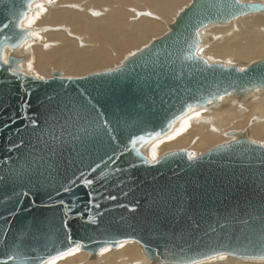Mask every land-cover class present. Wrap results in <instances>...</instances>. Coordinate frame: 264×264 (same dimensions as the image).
Masks as SVG:
<instances>
[{"label":"water","instance_id":"obj_1","mask_svg":"<svg viewBox=\"0 0 264 264\" xmlns=\"http://www.w3.org/2000/svg\"><path fill=\"white\" fill-rule=\"evenodd\" d=\"M41 1L0 0V25L9 24L0 33L8 37L4 55L19 62L0 67V264H16L14 255L43 264L77 246L95 261L101 249L126 242L140 245L150 264L222 255L264 261V146L248 138L254 120L195 159L187 150L164 153L158 163L147 155L189 113L264 92V60L241 68L199 55L204 30L264 14V1L191 0L167 33L120 67L37 78L24 73L21 53L34 30L16 25ZM85 102L103 114L110 134L98 133ZM141 135L135 151L126 147ZM113 152L124 153L115 164ZM93 177L91 187L80 183ZM89 192L98 193L93 203Z\"/></svg>","mask_w":264,"mask_h":264},{"label":"bare ground","instance_id":"obj_2","mask_svg":"<svg viewBox=\"0 0 264 264\" xmlns=\"http://www.w3.org/2000/svg\"><path fill=\"white\" fill-rule=\"evenodd\" d=\"M182 1L42 0L35 4L34 13L28 15L39 16L31 28L38 33L39 40L35 38L27 48L22 49L21 53L30 51V55L27 53L29 55L27 65L31 64L33 70L40 74L51 71L53 66L55 69L66 68L67 72L63 75H77L83 71L106 67L115 63V60L120 61V57L126 56L124 53L131 48L140 43L145 44L144 42L147 43L152 36L163 32L161 25L167 24L166 19L170 18ZM187 3L189 5L191 2ZM38 4L43 5L45 11L36 7ZM82 4L108 7V11L102 14L94 8L88 9L86 13L92 17L90 18L81 9ZM139 10L147 13L141 14ZM149 15H153L154 18H150ZM134 16L136 19H132ZM55 26L60 28L43 30L45 27ZM209 29H214V32L209 33ZM205 31L209 34L206 37L208 42L200 48L199 55L209 57L210 61L212 58L219 63L249 62L258 58L264 60V14L242 17L231 24L212 26ZM43 45L46 46L42 48ZM206 118L209 121L202 120ZM183 119L173 127L169 133L173 132L171 135L164 136L161 141H154L148 147L147 155L150 159L153 148L156 149L157 156L164 151L185 149L195 157L225 142L226 134L230 131H243L250 125L251 120H254V123L251 125L248 138L264 146V92L248 97L241 104L225 100L214 111H193ZM142 250L134 242H126L119 244L116 249L109 247L101 249L95 261L89 260L88 253L79 250L72 255H61L62 258L56 260V264H150ZM199 264H264V261L239 260L222 255Z\"/></svg>","mask_w":264,"mask_h":264},{"label":"snow or ice","instance_id":"obj_3","mask_svg":"<svg viewBox=\"0 0 264 264\" xmlns=\"http://www.w3.org/2000/svg\"><path fill=\"white\" fill-rule=\"evenodd\" d=\"M238 2V0H237ZM36 7H38L41 11H45V9L43 8V5H36ZM252 7H255L254 5ZM28 8L29 10H31L32 8V4L29 3L28 5ZM39 16L38 14L36 16H33V17H29L26 13L23 14V17L22 19H20L18 22H17V27L20 28L21 30H26L25 26H27V29H30L32 28L33 24L35 23V20L38 19ZM9 27V24L8 23H4L3 25H0V33H3L4 29H7ZM29 35H32V36H37L38 37V33H35V32H30ZM0 67L4 66V65H8L9 63H12L13 65H16V64H19L18 61H9L8 57L6 55H4V51H3V47L5 46H8V37L7 36H3L2 38H0ZM12 47H16L17 45H11ZM133 55L135 56L136 53H133ZM148 53L147 52H144L143 53V56H147ZM143 58V57H141ZM133 63H135V61H133ZM240 71H246L245 69H240ZM121 75L123 76L124 74L121 73ZM147 79V77H146ZM88 103L89 102H85L84 105H83V111H84V114L88 117L91 118V122L97 126V131L98 133H104V134H110L111 132V129L109 127V122L107 120H101L100 117H102V113H96L95 112V105H93L91 108L88 107ZM25 107H27V105H24ZM188 110L191 111V105L188 106ZM53 118L55 119V113H53ZM31 124L33 126V128L36 127L37 125V121L36 120H32L31 121ZM170 126V125H169ZM187 122L185 123V127H187ZM184 129H181V131H183ZM179 134V133H177ZM170 139L172 137H169ZM113 139H115V137H113ZM145 140V137L144 136H132L129 138V141H128V145H126L127 148H129L130 150L132 151H135V145L138 143V142H143ZM124 153L123 152H120L119 154H117L116 152H113L111 155L108 156V159L110 161H112L113 164L116 163V161L119 159V156L120 155H123ZM190 159H195L194 156H190L189 157ZM152 160L153 162L155 163H158V159H157V152H156V149L153 148L152 150ZM131 167H135V165H131ZM97 168H100V165L97 164L95 167L91 168V172H96ZM115 171L116 172H119L121 171V169L119 167L115 168ZM81 176H84V173H81ZM79 179V178H77ZM95 177L89 179V178H84L83 180L80 181V183H82L86 188L88 187H91L95 181ZM76 184V180H73L71 181V184L69 186H66V187H63L62 191L65 192V193H68V192H71L72 191V187L71 185H74ZM60 193L57 192V195H59ZM23 195H27V193H23ZM89 195V201L90 203H93L94 202V197L96 195H98V193H94V192H89L88 193ZM108 199H111V200H115L116 199V196H109L107 197ZM57 203L59 204H64V201H58ZM95 206L96 207H99V203L98 202H95ZM64 226L67 227V220L65 219L64 221ZM70 231V230H69ZM79 251V247H70L69 250L65 253H63V255H72L74 254L75 252ZM105 251H107V249H105ZM62 258L60 255L54 257V258H50V259H47V260H44L43 261V264H56V260ZM12 259L14 261H16V264H24V261L23 260H18L17 257L14 255L12 257ZM191 264H199L198 261H192Z\"/></svg>","mask_w":264,"mask_h":264},{"label":"rangeland","instance_id":"obj_4","mask_svg":"<svg viewBox=\"0 0 264 264\" xmlns=\"http://www.w3.org/2000/svg\"><path fill=\"white\" fill-rule=\"evenodd\" d=\"M191 2V0H183L179 5H178V8L176 9V11L175 12H173L172 14H171V16H170V18L168 17V19H166V21H167V24L168 23H172L173 22V20L175 19V17H177L176 15H178L185 7H187L188 6V3L187 2ZM264 1V0H263ZM187 5V6H186ZM92 8H94V9H96V10H98V11H101L102 12V14H104V13H106L107 11H108V7H98V6H96V7H93V6H86V5H84V4H82L81 5V9L83 10V12L88 16V17H90L87 13H86V11L88 10V9H92ZM139 12L141 13V14H144V13H147L146 11H144V10H139ZM151 14H153V13H151ZM154 15V14H153ZM153 15H149V17L150 18H154L153 17ZM30 16V15H29ZM135 17V18H134ZM132 19H136V16H134ZM90 18H92V17H90ZM165 21V22H166ZM170 21V22H169ZM233 23V22H232ZM167 24L165 23L164 24V26L163 25H161V27H162V31L163 32H161V33H159V35H157V36H152L149 40H148V42L146 43V42H144L145 44H143V43H140L138 46H136V47H133V48H131L130 50H128L126 53L128 54H126V53H124L126 56H121L120 57V61H116L115 60V63H112V64H109V65H107L106 67H101V68H95V69H91V70H87V71H83L82 73H80V74H77V75H73V74H66V75H63V73L65 74L67 71H66V68H56L55 69V67L53 66V67H51L52 69H50L51 71H49V72H47V73H44V74H40V73H37L36 71H34L33 70V68L31 67V64L30 65H27L28 64V60H29V53H30V51L29 52H27L28 54V56H27V60L25 61V63H24V73H26V74H29V75H33V76H35V77H37V78H50L52 75H51V72L52 71H57V72H61V74H62V76L63 77H67V78H80V77H85V76H87V75H90V74H93V73H97V72H101V71H107V70H112V69H115V68H117V67H120L121 65H122V61H125V59L127 58V57H129V56H131V55H133V53H135V52H138V51H140L141 49H143L146 45H148L149 44V42H151L152 40H154V39H158V38H160L161 36H163L165 33H167V31L168 30H165V29H167ZM25 27H27V26H25ZM33 28V27H32ZM38 28V27H37ZM53 28H60V27H58V26H55V27H52V28H43V30L44 29H47V30H49V29H53ZM40 29V28H39ZM39 29H36V30H39ZM208 29V28H207ZM40 30H42V29H40ZM165 30V31H164ZM212 31V32H211ZM203 32H205V33H203ZM201 34H202V36L205 38V39H207L206 37H207V35H209L208 33L206 34V31L204 30ZM208 32V31H207ZM214 32V29H212V30H210L209 29V33H213ZM204 34V35H203ZM35 38H37V41L39 40L38 38L39 37H37V36H35ZM30 42H32V41H29L25 46H24V48H23V50L25 49V48H27V46H29V43ZM46 44H48V45H51V44H53V43H46ZM44 46H46V45H43L42 46V48H44ZM204 45H202L201 47H203ZM22 51V50H21ZM129 51L132 53H129ZM133 51H135V52H133ZM204 57V56H203ZM205 58V57H204ZM207 60H209L210 61V58L209 57H207L206 58ZM119 60V59H118ZM213 60V61H212ZM215 60V61H214ZM257 60H261V58H258V59H251L249 62L248 61H226V62H222V60L220 61V62H222V63H225V64H229V65H232V64H241L240 66L242 67V68H244V67H246V66H248V65H250L252 62H254V61H257ZM119 62V63H118ZM210 62H218V60H216V59H211V61ZM114 64V65H113ZM255 96H257V95H255ZM230 101H232V100H230ZM235 102V101H234ZM243 103V102H242ZM239 104H241V103H239ZM194 114V113H193ZM192 115V114H191ZM187 118V117H186ZM184 120V119H183ZM200 124H202V123H200ZM176 129V128H175ZM173 133V132H172ZM171 133V134H172ZM171 134H169V135H171ZM168 135V134H167ZM164 139V138H163ZM232 138H230V137H226V140H225V142H223L222 144H224V143H226L227 141H229V140H231ZM161 140H162V138H161ZM160 139H159V141H161ZM221 145V144H220ZM186 149H189V148H186ZM180 150H185V149H180ZM190 150V149H189ZM174 151V150H173ZM208 151V150H207ZM167 152H170V151H164L162 154H164V153H167ZM206 152V151H205ZM204 152V153H205ZM161 154V155H162ZM201 154H203V153H201ZM201 154H199V155H201ZM199 155H197V156H199ZM160 156V155H159ZM159 156H157V157H159ZM196 157V156H195ZM131 243H133V242H131ZM135 243V242H134ZM135 244H137V243H135ZM138 245V244H137ZM140 246V245H139ZM110 248V247H109ZM141 248V247H140ZM110 249H112V248H110ZM80 250V249H79ZM143 251V250H142ZM144 254V253H143ZM145 255V254H144ZM146 256V255H145ZM146 258L148 259V257L146 256ZM148 261H149V259H148ZM150 262V261H149ZM102 264V263H101Z\"/></svg>","mask_w":264,"mask_h":264}]
</instances>
